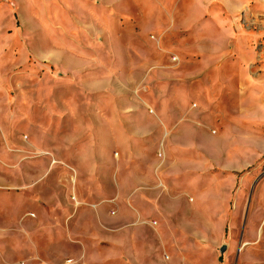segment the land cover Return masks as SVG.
Segmentation results:
<instances>
[{
  "label": "rangeland",
  "instance_id": "rangeland-1",
  "mask_svg": "<svg viewBox=\"0 0 264 264\" xmlns=\"http://www.w3.org/2000/svg\"><path fill=\"white\" fill-rule=\"evenodd\" d=\"M126 104L151 134L179 120L210 135L188 158L190 184L219 189L192 192L205 239L173 264H264V0H0V234L15 264H126V238L103 234L139 172ZM155 139L141 172L170 182L187 159ZM213 200L230 201L226 228Z\"/></svg>",
  "mask_w": 264,
  "mask_h": 264
},
{
  "label": "crops",
  "instance_id": "crops-1",
  "mask_svg": "<svg viewBox=\"0 0 264 264\" xmlns=\"http://www.w3.org/2000/svg\"><path fill=\"white\" fill-rule=\"evenodd\" d=\"M126 64L130 69L139 71L145 66V63L129 58ZM144 108L126 104V161H133L126 163V172L131 166L135 170L134 165L139 172L130 174L133 178L126 183V216L106 225L103 234L109 240L120 235L126 238V264H168L165 256L169 259L172 254L174 260L170 264H173L175 257H186L190 249L194 250L196 239H205L201 234L195 236L196 227L191 222L195 213L201 215L200 205L197 208L191 205L194 203L192 192L197 190L201 193L199 198L203 199V192H210V188L214 191L219 189L209 184H200L197 188L193 183L190 184V181H194L195 171L193 162L188 158L194 160L198 152H203L198 144L210 139V135L194 127L191 130L179 120L171 123L154 122L159 128L158 133L146 132L143 129L147 126L137 118L141 113L145 114ZM155 136L157 143H166L162 147L165 157L171 156L173 151L181 159L182 156L187 159L186 163H181L183 168L179 171L180 175H173L170 182H158L154 177L146 178L141 172L143 144L148 137ZM163 175L158 176L159 181L167 178V175ZM211 207H214V212L207 213L208 218L212 219V223L217 222L219 226L226 228L230 221V201L213 200ZM214 232L217 231H213L211 235H217ZM4 235L0 234V264H15V251L11 247L2 246L8 243V238ZM169 250L172 251L171 254ZM201 262L200 260L196 264Z\"/></svg>",
  "mask_w": 264,
  "mask_h": 264
},
{
  "label": "water",
  "instance_id": "water-1",
  "mask_svg": "<svg viewBox=\"0 0 264 264\" xmlns=\"http://www.w3.org/2000/svg\"><path fill=\"white\" fill-rule=\"evenodd\" d=\"M225 250H226V247H225V246L222 247V249H221V253H224Z\"/></svg>",
  "mask_w": 264,
  "mask_h": 264
},
{
  "label": "built area",
  "instance_id": "built-area-1",
  "mask_svg": "<svg viewBox=\"0 0 264 264\" xmlns=\"http://www.w3.org/2000/svg\"><path fill=\"white\" fill-rule=\"evenodd\" d=\"M174 60H176V59H174Z\"/></svg>",
  "mask_w": 264,
  "mask_h": 264
}]
</instances>
